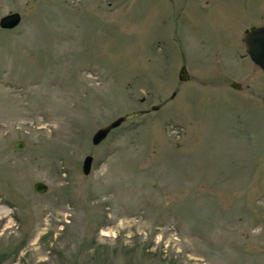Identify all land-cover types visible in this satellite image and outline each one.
Masks as SVG:
<instances>
[{
	"label": "rangeland",
	"instance_id": "1",
	"mask_svg": "<svg viewBox=\"0 0 264 264\" xmlns=\"http://www.w3.org/2000/svg\"><path fill=\"white\" fill-rule=\"evenodd\" d=\"M235 2L0 0V264H264V74L226 55Z\"/></svg>",
	"mask_w": 264,
	"mask_h": 264
},
{
	"label": "water",
	"instance_id": "2",
	"mask_svg": "<svg viewBox=\"0 0 264 264\" xmlns=\"http://www.w3.org/2000/svg\"><path fill=\"white\" fill-rule=\"evenodd\" d=\"M20 21V14L16 11L8 12L0 16V28L11 29L15 27ZM241 40L246 46V50L250 55V59L264 72V29L261 27H252L249 30H245L242 34ZM177 78L185 81L188 79V74L184 65L180 66L177 72ZM229 86L233 89H239L240 84L236 81H230ZM261 105L264 111V94L261 98ZM159 104L152 105L151 110H156ZM148 110H132L128 111L118 117L114 118L106 125L97 128L91 135L90 141L92 144L100 142L110 130L117 127L124 119L137 116L147 112ZM16 147H20V141L14 144ZM91 156L85 155L81 161V171L83 174H87L90 169ZM33 190L37 192H43L46 189V185L42 182L36 181L32 184Z\"/></svg>",
	"mask_w": 264,
	"mask_h": 264
},
{
	"label": "flooded vegetation",
	"instance_id": "3",
	"mask_svg": "<svg viewBox=\"0 0 264 264\" xmlns=\"http://www.w3.org/2000/svg\"><path fill=\"white\" fill-rule=\"evenodd\" d=\"M242 1L243 3H233V5H238H235V7L231 9L233 14V21L230 26L234 27L233 31L231 32V35L234 39V43L230 47H228L225 52L228 56L249 60V62L253 66L258 68L264 74V72L259 68V66L251 61L250 55L246 50V46L241 40L242 34L245 30H249L252 27H261L264 29V0H261L260 4L253 9L250 7L248 8L247 4H245V2L248 0ZM208 3L209 0H203L202 6L207 5ZM211 9L212 8L204 9L208 12L209 16H212ZM229 13L230 11H226L225 8L219 10L215 9L214 16L226 18ZM241 17L242 19H240ZM222 22L225 21L222 20Z\"/></svg>",
	"mask_w": 264,
	"mask_h": 264
},
{
	"label": "bare ground",
	"instance_id": "4",
	"mask_svg": "<svg viewBox=\"0 0 264 264\" xmlns=\"http://www.w3.org/2000/svg\"><path fill=\"white\" fill-rule=\"evenodd\" d=\"M104 234V233H103Z\"/></svg>",
	"mask_w": 264,
	"mask_h": 264
}]
</instances>
